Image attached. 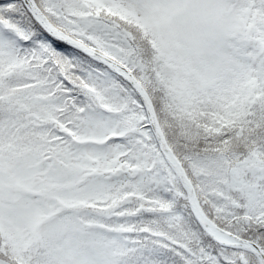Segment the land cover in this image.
<instances>
[{
	"label": "snow or ice",
	"instance_id": "snow-or-ice-1",
	"mask_svg": "<svg viewBox=\"0 0 264 264\" xmlns=\"http://www.w3.org/2000/svg\"><path fill=\"white\" fill-rule=\"evenodd\" d=\"M0 264H264V0H0Z\"/></svg>",
	"mask_w": 264,
	"mask_h": 264
}]
</instances>
